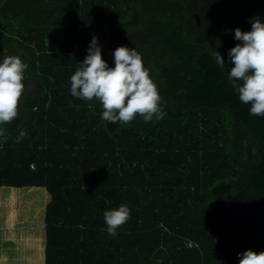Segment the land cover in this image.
Returning a JSON list of instances; mask_svg holds the SVG:
<instances>
[{
	"label": "trees",
	"instance_id": "obj_1",
	"mask_svg": "<svg viewBox=\"0 0 264 264\" xmlns=\"http://www.w3.org/2000/svg\"><path fill=\"white\" fill-rule=\"evenodd\" d=\"M254 16L264 0L3 3L0 56L28 67L18 115L0 124V187L47 192L14 190L34 206L46 194L39 264H238L264 250V116L226 75L234 30ZM93 35L110 66L120 45L142 54L162 119L108 122L97 99L70 94ZM120 204L129 219L109 235L103 213ZM5 240L0 260L17 249Z\"/></svg>",
	"mask_w": 264,
	"mask_h": 264
},
{
	"label": "clouds",
	"instance_id": "obj_2",
	"mask_svg": "<svg viewBox=\"0 0 264 264\" xmlns=\"http://www.w3.org/2000/svg\"><path fill=\"white\" fill-rule=\"evenodd\" d=\"M251 29L236 27L234 40L238 41L228 52L227 69L231 86L239 100L250 104L251 116H264V18H250ZM113 64L102 58L99 38L92 36L83 61L70 76V94L83 100L97 99L102 108L101 118L108 122L128 123L138 114L144 121L162 119L161 96L145 67L142 54L136 47L120 45L112 50ZM218 63L226 62L219 53ZM28 65L16 55L0 56V124L10 122L18 115V102L24 89V73ZM0 128V138L6 140ZM25 135L22 130L17 137ZM0 140V142H3ZM106 231L116 235L119 226L130 216L126 204L105 210ZM238 264H264V250L251 248L237 253Z\"/></svg>",
	"mask_w": 264,
	"mask_h": 264
},
{
	"label": "rangeland",
	"instance_id": "obj_3",
	"mask_svg": "<svg viewBox=\"0 0 264 264\" xmlns=\"http://www.w3.org/2000/svg\"><path fill=\"white\" fill-rule=\"evenodd\" d=\"M9 187H0V190L3 191V202L1 204V211H0V230L3 232L5 241H9L14 239L16 242V252H10L9 250H5V254L8 253L7 258H3L0 260V264H39L40 260V249L43 246V239L42 236L44 235V232L42 233L41 230V219L43 214V205L46 200V194L47 192L44 189L41 188H15L18 190H22L26 193L31 192L30 194H34L29 189H36L35 191L38 192L35 194V196H38V194H44V201L43 197H39L40 204L38 206L32 205L30 194H23L17 192V194H8L9 193ZM48 195V194H47ZM16 197H25L22 199L24 205H19V202H15ZM30 200V202H29ZM43 201V202H42ZM16 204V205H14ZM32 207L38 208L37 214L34 215V213H31ZM24 211L25 215H22V211ZM16 213V214H15ZM30 213V214H29ZM32 215V222L29 221V216ZM23 219H19L22 218ZM31 217V216H30ZM3 219V220H2ZM12 219V220H9ZM21 220V221H18ZM27 228V229H26ZM39 233H42L43 235H38ZM15 251V250H14ZM9 255L11 258H9ZM13 257V258H12Z\"/></svg>",
	"mask_w": 264,
	"mask_h": 264
},
{
	"label": "water",
	"instance_id": "obj_4",
	"mask_svg": "<svg viewBox=\"0 0 264 264\" xmlns=\"http://www.w3.org/2000/svg\"><path fill=\"white\" fill-rule=\"evenodd\" d=\"M6 0H0V7L3 5V3ZM204 47L206 48V50L211 54L212 57H214V54L211 52L210 48H208L206 45H204ZM215 59V58H214ZM216 60V59H215ZM217 61V60H216Z\"/></svg>",
	"mask_w": 264,
	"mask_h": 264
},
{
	"label": "crops",
	"instance_id": "obj_5",
	"mask_svg": "<svg viewBox=\"0 0 264 264\" xmlns=\"http://www.w3.org/2000/svg\"><path fill=\"white\" fill-rule=\"evenodd\" d=\"M12 190H13V193H14V194L17 193L16 191H14V190H16V189L13 188V189H11V191H12ZM11 191H10V192H11ZM11 193H12V192H11ZM3 194H4L3 191L0 190V203L3 202V197H4ZM0 207H1V204H0ZM0 211H1V209H0ZM0 224H1V222H0Z\"/></svg>",
	"mask_w": 264,
	"mask_h": 264
}]
</instances>
